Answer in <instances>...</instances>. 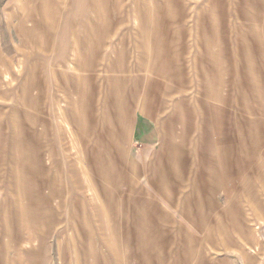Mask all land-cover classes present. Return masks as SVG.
Wrapping results in <instances>:
<instances>
[{
    "label": "crops",
    "instance_id": "obj_1",
    "mask_svg": "<svg viewBox=\"0 0 264 264\" xmlns=\"http://www.w3.org/2000/svg\"><path fill=\"white\" fill-rule=\"evenodd\" d=\"M10 10L14 37L36 47L27 68L52 71L37 80L28 71L40 92L22 96L23 85L18 101L49 121L52 86L55 159L105 166L96 184L115 197L119 249L133 262L189 263L173 258L191 248L188 231H205L210 245L235 235L252 242V222L264 218V0H24ZM80 55L94 78L78 91ZM5 56L0 66L12 68ZM93 141L104 163L87 159ZM194 244L191 254L203 256Z\"/></svg>",
    "mask_w": 264,
    "mask_h": 264
},
{
    "label": "rangeland",
    "instance_id": "obj_2",
    "mask_svg": "<svg viewBox=\"0 0 264 264\" xmlns=\"http://www.w3.org/2000/svg\"><path fill=\"white\" fill-rule=\"evenodd\" d=\"M23 4L24 0H0V34L3 35L0 37V51L3 56L11 59L13 66H0V264H150L133 262L131 252L123 245H120V252L126 251V255L118 252L116 243L120 238L115 221L117 203L113 202L115 197H101V189L96 184L101 176L97 172L105 166L63 165L64 160L58 154L55 159V151L60 150L58 142L61 143L62 132L58 125L54 127L51 122L53 119L48 118L52 105V86L48 84L45 87L48 97L44 109L47 116L44 117L49 121L38 116L40 106L31 103L33 109L25 108V100L18 101L21 93L19 90L23 85L22 96L30 92L35 97L40 92V88L37 89L36 84L28 81L30 79L27 76L28 71H33L27 66L29 56L35 52L36 47H22L12 31L17 22L10 24L12 27L7 23L10 9H19ZM155 9L161 13L163 8ZM147 11V8H140L138 14L142 15ZM192 22L189 21L188 24L191 25ZM141 25L144 28L148 23ZM84 61L87 62V58L80 55L78 70L86 75L76 77L78 91L80 83L86 82L83 80L90 81L94 78L89 69L85 68L87 64ZM143 61L145 59L140 61L139 70L146 67ZM0 64H5L1 57ZM51 72L48 69L40 71L38 75L34 70L33 74H37L34 79L44 75L49 77ZM66 72L69 76L74 74L71 70ZM119 72L122 74V70ZM160 76L163 77L158 75ZM115 79L110 80L116 81ZM41 90L44 93L45 90ZM57 95L59 97L63 93L57 89ZM80 105L86 107L83 101L78 102L77 107L72 104V107L79 109ZM87 128L89 133H94L91 132L94 130L91 121ZM52 134L57 139L52 140ZM70 136L76 139L75 134L65 133L67 141ZM75 141L72 143L79 148ZM89 145L91 146L84 148L87 159L92 152L93 162L104 163L105 157L96 155L100 150L97 142L93 141ZM71 153L73 158H80L75 151ZM252 225V242L235 235L236 237L230 238L221 237L222 243L217 246L208 244L206 238L204 240L205 231H188L190 236L184 239H188L185 244L188 243L187 246L191 247L188 249L190 253L187 250L183 255H174L173 258L188 257L193 259L191 262L157 261L151 264H264V218L254 220ZM107 232L111 234H103ZM192 233L195 236H191ZM181 241L183 240L180 243ZM212 241L220 240L214 238ZM194 243H203V256L200 248L199 252L191 254L196 245ZM123 257L130 260H124Z\"/></svg>",
    "mask_w": 264,
    "mask_h": 264
},
{
    "label": "bare ground",
    "instance_id": "obj_3",
    "mask_svg": "<svg viewBox=\"0 0 264 264\" xmlns=\"http://www.w3.org/2000/svg\"><path fill=\"white\" fill-rule=\"evenodd\" d=\"M40 158V157H39ZM106 227H108V226H106Z\"/></svg>",
    "mask_w": 264,
    "mask_h": 264
}]
</instances>
